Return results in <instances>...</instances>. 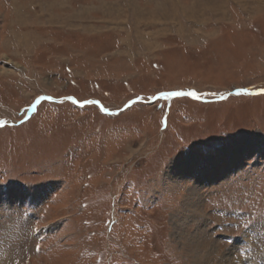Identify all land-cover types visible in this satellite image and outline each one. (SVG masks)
I'll use <instances>...</instances> for the list:
<instances>
[{
    "label": "rangeland",
    "instance_id": "obj_1",
    "mask_svg": "<svg viewBox=\"0 0 264 264\" xmlns=\"http://www.w3.org/2000/svg\"><path fill=\"white\" fill-rule=\"evenodd\" d=\"M198 230L264 264V0H0L5 263L197 264Z\"/></svg>",
    "mask_w": 264,
    "mask_h": 264
},
{
    "label": "bare ground",
    "instance_id": "obj_2",
    "mask_svg": "<svg viewBox=\"0 0 264 264\" xmlns=\"http://www.w3.org/2000/svg\"><path fill=\"white\" fill-rule=\"evenodd\" d=\"M227 165L228 164L225 163L222 166L221 165L216 166L215 169H213V170H212V167L209 165L211 168L210 169H204V171H206V172L211 171V173H210L208 178L203 179V182L209 183L210 181L212 182V181H215L216 179L223 177L224 173L226 171ZM193 181L195 182V180H193ZM193 199H195V198H193ZM186 207L192 208V209L196 207V210H197L198 204H195V202L186 203ZM187 212H190L189 215L192 216V218H194L195 215H197L196 213L193 214L194 211H187ZM190 216H188V218H191ZM178 223H179L178 226H177V224H176V226H174V231H175L176 235H178V237H179L181 235L180 232H182L184 230V228H183V226H180V224H181L180 222H178ZM206 233L207 232H205L204 230H201L200 232L198 230V233L196 234V238L195 237L192 238V236L190 237V240L197 239L193 244L196 247V249H194V248L193 249L196 253V255H195L196 259L195 260H196L197 264H206V263L207 264H209V263L210 264H228L229 258L227 259V255L232 254V251H230V254H228V252L226 254L225 253L222 254L217 259V257H218L217 252H213V245L215 244V242L210 237L208 238ZM232 249H234V248H232ZM251 262H253V261H251ZM0 264H6L2 254H0Z\"/></svg>",
    "mask_w": 264,
    "mask_h": 264
},
{
    "label": "snow or ice",
    "instance_id": "obj_3",
    "mask_svg": "<svg viewBox=\"0 0 264 264\" xmlns=\"http://www.w3.org/2000/svg\"><path fill=\"white\" fill-rule=\"evenodd\" d=\"M168 96H179V95H183V93H168L166 94ZM189 95L195 96V93H189ZM92 103V102H89Z\"/></svg>",
    "mask_w": 264,
    "mask_h": 264
},
{
    "label": "water",
    "instance_id": "obj_4",
    "mask_svg": "<svg viewBox=\"0 0 264 264\" xmlns=\"http://www.w3.org/2000/svg\"><path fill=\"white\" fill-rule=\"evenodd\" d=\"M180 96H182V95H179V96H170V98H175V97H180Z\"/></svg>",
    "mask_w": 264,
    "mask_h": 264
}]
</instances>
